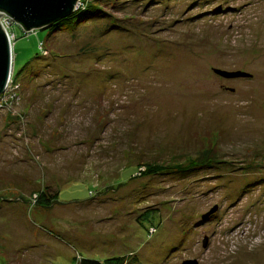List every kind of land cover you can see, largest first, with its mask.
I'll return each mask as SVG.
<instances>
[{
    "label": "rangeland",
    "instance_id": "rangeland-1",
    "mask_svg": "<svg viewBox=\"0 0 264 264\" xmlns=\"http://www.w3.org/2000/svg\"><path fill=\"white\" fill-rule=\"evenodd\" d=\"M91 1L111 17L9 22L0 264H264V0Z\"/></svg>",
    "mask_w": 264,
    "mask_h": 264
},
{
    "label": "water",
    "instance_id": "water-1",
    "mask_svg": "<svg viewBox=\"0 0 264 264\" xmlns=\"http://www.w3.org/2000/svg\"><path fill=\"white\" fill-rule=\"evenodd\" d=\"M80 0H0V11L7 13L28 31L44 30L55 22L73 14ZM7 33L0 25V97L5 93L12 71V52ZM225 79L251 78L243 72L229 73L214 70ZM184 264H197L185 262Z\"/></svg>",
    "mask_w": 264,
    "mask_h": 264
},
{
    "label": "trees",
    "instance_id": "trees-1",
    "mask_svg": "<svg viewBox=\"0 0 264 264\" xmlns=\"http://www.w3.org/2000/svg\"><path fill=\"white\" fill-rule=\"evenodd\" d=\"M82 2L84 3V5L82 7H80V10L76 11L74 14H71L70 16H67L63 19L58 20V22L51 25L47 29H50L52 31V34H53L57 30L61 31V30L68 28V27L75 28L78 24L89 22L92 19L100 21V20H103L105 17H111L110 14H108L104 10V7H101L99 5H95L91 0H83ZM19 26L22 27V29L24 30V32L26 34L32 33V31L31 32L25 31L23 26H21V25H19ZM47 29H44V30H47ZM220 161H221L220 158H218L215 155V152L211 151L210 153L201 155V157L197 161L190 163L189 166H185L186 168H184L183 166H179V167H176L175 169H177L176 172H178L180 174H187V172L189 171V167H195L196 166V167H198V169L199 168L209 169V167L215 166L217 163H220ZM140 167L141 168L136 170L137 171L136 173L143 178L146 176L152 177V176H157L159 174L162 175V174L170 171V170H168V169H170L168 167L165 169V167H162L159 165H152V164H146V165H143ZM142 168H143V170H140ZM40 193L41 194H40L39 200L36 202V204L39 207L44 206V208L50 209L54 205V202L55 203L57 202V203L63 204V205L65 204V203L59 201V197H60V191L59 190L54 193V191L51 187H45L42 190V192H40ZM90 194L92 197V191L90 192ZM74 202L76 203L78 201H74ZM149 213H151V212H149ZM155 213H157V212H155ZM127 261H129V264H140V261L137 257L135 259L134 258L130 259V257L114 258V259H108L104 262H100V261L91 260V259H84L82 256H80L79 260L77 261V264H125L124 262L127 263Z\"/></svg>",
    "mask_w": 264,
    "mask_h": 264
},
{
    "label": "built area",
    "instance_id": "built-area-1",
    "mask_svg": "<svg viewBox=\"0 0 264 264\" xmlns=\"http://www.w3.org/2000/svg\"><path fill=\"white\" fill-rule=\"evenodd\" d=\"M13 22L12 18L5 12L0 11V25L2 26L3 30L7 33V36L9 38L10 41V45H11V52L14 49V45H13V38L15 37V35L11 36L9 29H10V24L9 22ZM13 63V60H12ZM14 67V63L12 64Z\"/></svg>",
    "mask_w": 264,
    "mask_h": 264
},
{
    "label": "bare ground",
    "instance_id": "bare-ground-1",
    "mask_svg": "<svg viewBox=\"0 0 264 264\" xmlns=\"http://www.w3.org/2000/svg\"><path fill=\"white\" fill-rule=\"evenodd\" d=\"M12 74V73H11Z\"/></svg>",
    "mask_w": 264,
    "mask_h": 264
}]
</instances>
